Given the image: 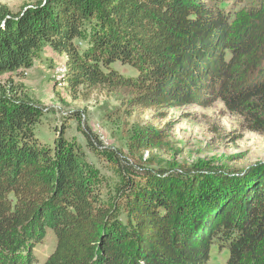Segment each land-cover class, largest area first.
<instances>
[{
    "label": "trees",
    "instance_id": "obj_1",
    "mask_svg": "<svg viewBox=\"0 0 264 264\" xmlns=\"http://www.w3.org/2000/svg\"><path fill=\"white\" fill-rule=\"evenodd\" d=\"M222 1L41 0L19 12L0 4V264H209L213 245L228 249L227 264H264V169L192 178L143 169L135 179L120 163L124 190L107 204L82 146L63 128L53 146L43 143L34 131L43 109L4 78L50 47L65 56L71 93L125 89L133 107L151 109L216 89L236 110L264 98V0H240L250 2L234 16ZM81 131L98 150L95 132ZM141 136L132 149L165 138ZM48 230L56 246L41 262L34 248Z\"/></svg>",
    "mask_w": 264,
    "mask_h": 264
},
{
    "label": "rangeland",
    "instance_id": "obj_2",
    "mask_svg": "<svg viewBox=\"0 0 264 264\" xmlns=\"http://www.w3.org/2000/svg\"><path fill=\"white\" fill-rule=\"evenodd\" d=\"M39 1L0 0V4L19 12L24 6ZM249 2L223 0L220 5L234 16L241 14ZM65 62V56L44 47L31 69L21 76L7 74L4 78L11 79L14 86L43 109L41 121L34 128L43 143L53 146L57 131L63 128L67 138L75 139L82 146L94 168L101 200L105 203L116 204L124 190V175L118 170L122 167L118 166L120 163L133 169L131 176L135 179L143 174V169L162 170L186 178L227 173L231 177H247L264 169V98L254 97L234 110L215 89L214 97L209 92L203 93L205 97H196L184 106L136 108L130 104L131 94L125 89L79 88L71 93L63 83ZM246 64L238 66V79L248 76ZM122 70L133 74L128 67ZM81 127L95 132L98 150L87 146ZM145 130L163 134L164 141L148 149H132L131 143L142 137ZM55 246L56 236L48 230L34 253L43 262ZM228 258L226 247L212 246L209 264H227Z\"/></svg>",
    "mask_w": 264,
    "mask_h": 264
}]
</instances>
